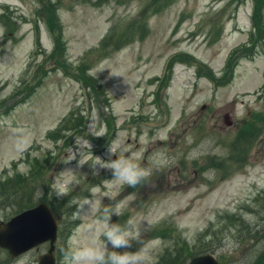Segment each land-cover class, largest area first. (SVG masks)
<instances>
[{
	"label": "rangeland",
	"instance_id": "1",
	"mask_svg": "<svg viewBox=\"0 0 264 264\" xmlns=\"http://www.w3.org/2000/svg\"><path fill=\"white\" fill-rule=\"evenodd\" d=\"M108 146L142 164L169 157L104 201L127 200L121 223L154 222L155 264L204 252L264 264V0H0V222L45 200L64 264L94 219L76 201L111 171L81 176L63 200L36 189L67 155L108 159ZM47 249H0V264H37Z\"/></svg>",
	"mask_w": 264,
	"mask_h": 264
},
{
	"label": "clouds",
	"instance_id": "2",
	"mask_svg": "<svg viewBox=\"0 0 264 264\" xmlns=\"http://www.w3.org/2000/svg\"><path fill=\"white\" fill-rule=\"evenodd\" d=\"M77 144H82L92 150L88 138L80 136ZM108 159L100 156L79 154L67 155L59 161L63 167L53 169L51 184L40 185L36 189L35 197L43 200L51 196L56 200H63L69 196L81 183V176H100L99 169L111 171V178H103L101 184L90 187L89 194L76 201L80 216H94L78 233L70 244L62 249L64 264H155L160 240L156 238L144 239L145 233L152 227L153 221L140 216H129L123 223L119 218L124 215L127 200L117 202L114 206L105 204L115 199L119 190L124 186L135 187L148 179L153 170L166 167L170 160L163 151L155 152L149 164H142L140 157L133 154L121 153L117 155L116 148L108 146ZM115 155L117 158L112 159ZM75 161V164H73ZM87 165L89 172L83 171ZM113 217L118 219L113 220ZM182 228L183 225H180Z\"/></svg>",
	"mask_w": 264,
	"mask_h": 264
},
{
	"label": "water",
	"instance_id": "3",
	"mask_svg": "<svg viewBox=\"0 0 264 264\" xmlns=\"http://www.w3.org/2000/svg\"><path fill=\"white\" fill-rule=\"evenodd\" d=\"M50 241V248L39 264H55L53 257L56 241V224L45 205L25 211L0 228V247L7 248L11 255L18 256L27 250ZM189 264H217L211 256L193 258Z\"/></svg>",
	"mask_w": 264,
	"mask_h": 264
},
{
	"label": "trees",
	"instance_id": "4",
	"mask_svg": "<svg viewBox=\"0 0 264 264\" xmlns=\"http://www.w3.org/2000/svg\"><path fill=\"white\" fill-rule=\"evenodd\" d=\"M157 1V4L160 5V4H163V5H168L170 4L173 0H156ZM29 203H25L24 205H27Z\"/></svg>",
	"mask_w": 264,
	"mask_h": 264
}]
</instances>
